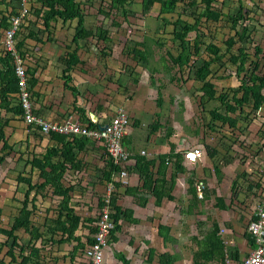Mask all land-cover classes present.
I'll list each match as a JSON object with an SVG mask.
<instances>
[{"label": "rangeland", "instance_id": "1", "mask_svg": "<svg viewBox=\"0 0 264 264\" xmlns=\"http://www.w3.org/2000/svg\"><path fill=\"white\" fill-rule=\"evenodd\" d=\"M80 1L86 11L87 26L94 27L95 29L98 26H102L107 29L109 37L106 43L98 41L95 37L80 42L81 48L78 50V54L85 61V64L77 66L73 71V81L71 84L80 88L82 94L89 92L88 95L96 105L107 107L109 104L107 100H111V106L114 107L117 104L116 102L123 101L124 104L120 109L125 110L126 108L130 115V111L135 110L134 106H136L137 109L143 112L141 118L147 121L148 125L152 120L157 118V112L159 110L165 116L169 115L170 110H172L175 120L172 123L176 126L177 122L180 123L177 126L179 130L176 131L177 145L178 143L184 145L179 152L195 149H200L202 152L201 157L197 158L195 163H191L187 158L182 157L186 172L179 174L178 178H181L180 182L183 180L185 186L187 185L188 187H190L188 178H193L194 181L197 179L199 181L202 180L204 185L207 184L205 190L206 198L199 203V206L202 205L206 218L199 225V221H197V219H200L199 216L190 217L185 215V218H183L178 213H175L177 216L172 215V223L173 220L175 222L174 230L181 238L180 243L178 241L175 243H178L177 246L185 245L187 249L185 252V261L181 264H193L195 252L199 250L196 239L201 237L203 231L211 227L212 220L207 219V215H211L213 219L217 218L218 214L215 208L217 207L216 203L219 197L224 196L227 203L233 198L231 189L232 180L238 174L240 175L239 185L236 189V192L239 193V198H236L238 199L236 201L238 204L242 203L249 207L251 204L256 203L259 197L260 188L264 184V106L256 115L251 114L249 118L247 115L241 117L238 123L239 129L230 127L228 123L224 124L221 119H218V121L212 120L209 109L214 106H219L220 103L218 101H211L206 104V108L201 106L198 101L201 95L199 88L202 84L187 76L189 72H194L195 70L191 67L189 70L184 71L185 74L183 77L187 80L185 81L184 79H180L181 71L178 68L179 66H172L168 52L177 55L182 48L180 41L175 40L173 37V25L165 23L160 17H167L170 21H173L180 15L184 20L193 22L194 18L190 14L191 12L192 15L193 13L198 14L201 12V0H195L193 4H191L193 0H187L188 3L186 5L179 2L175 12L166 15H161L160 5L151 0V8L149 10L143 9V0H134L131 14H135L129 18L131 24L125 22V18L122 15L115 17L122 24L121 26H115L113 23V17L116 11H111L109 6L110 0ZM240 1L246 9L245 11L247 13L243 11L246 13L247 18L241 19L235 29L232 27V21L229 17L235 15L242 8L240 7L241 2L238 3L237 0H218L214 6L224 14L218 21H207L203 18L200 25V29L203 31L202 40L205 45L210 43L216 44L220 46L221 52L224 53V57L212 63L210 79L216 83L219 94L227 92L228 88L231 89V93H228L230 96L233 94L234 88H237L240 84V76L236 73L235 64L229 61V55H238L240 53V47L245 49L249 54L247 63L249 66L254 65L255 61L264 57V0ZM35 3V0H30L26 4L29 12ZM36 4L40 6V3L37 2ZM2 8L5 9V6L2 5ZM100 8H103L107 13H111V16L99 12ZM26 17L24 25H28V19L35 18L31 14L28 19ZM75 25L76 22L63 23L61 20L58 21L53 28V42L40 44V42H36L30 38L27 39L26 41L29 43L30 49L29 62L33 63V65L38 64L48 70L51 69L50 77L54 79L61 71V68L64 67L61 57L67 53V45H71L73 49L76 48L75 44L72 43L73 28ZM34 28L39 30L40 38L47 39V33L41 31L43 28L41 22H37ZM179 29H181L180 26ZM0 34V39H2V32ZM188 34L187 38L193 43L196 36L195 31ZM238 34L249 35L253 41L240 40ZM230 37H234L235 43L231 50L227 51L226 41ZM134 39L137 41H143L145 39L144 41H146L147 46L151 49L149 63H137L126 54L127 48L135 44ZM158 39H161V45L156 43ZM205 45L202 46L199 54V60L201 62L205 59L209 60L211 56L206 51ZM257 46L263 50L259 55L256 54ZM110 50V55H103L104 51L110 53ZM197 57H191V62L194 60L197 61ZM155 65H158L162 70L154 74L155 84L152 85L151 70ZM168 68H171L169 70L170 72H168ZM171 75L175 76V80H170L169 77ZM165 82L169 86L158 93L157 87ZM145 83L146 85L143 86ZM140 84L142 85L141 88ZM163 91L176 98L180 95L178 96L179 100L177 98L176 103H170L168 97H166V100L162 97L163 101H158V98L163 95ZM67 92L69 93L70 91ZM146 93H148V99H146ZM139 98H142L145 103H134ZM183 101L184 103H182ZM190 101L193 103H189ZM251 108L252 103L246 105L245 114L250 113ZM221 112H225L224 107L221 108ZM234 115L231 114V116ZM106 116L104 115L103 121L101 120L104 123L107 121ZM93 119L96 118L93 117ZM141 127L144 132L147 131L144 125H141ZM5 153L9 154L7 151ZM7 157L12 162L7 161L3 165V168L0 169V206L3 209V214L0 216V227L10 226L13 218L18 214V210L22 206L21 200L24 197V190L26 189L25 184H19L16 180L13 183L11 182L9 174L13 171V166H16L15 163L17 160L10 155ZM20 166L22 167V165ZM216 166L223 172L222 180L216 174ZM171 171H173V167ZM69 175L70 172L67 171L65 176L67 177ZM168 177L169 175L167 179L170 178ZM253 180H258L260 186L255 187L250 192L248 183ZM194 185H196L195 182ZM43 193L44 196H38V211L33 215V220L39 223H42L46 216H56V209L60 201L59 197L53 195L51 189H45ZM95 193H92V197L88 195L87 199L92 202H84L85 206L81 204L85 198L77 197L78 193H74L75 200H72L71 205L77 212L82 213L83 216H85V213L92 212L94 207H96L95 217L97 218L99 215V207L94 204L95 197H97ZM90 205L93 207L92 209L89 208ZM164 205L163 202L162 206ZM179 205L186 207V200H182ZM79 206L80 209H78ZM177 208L181 209L178 206ZM196 211L195 209L194 212ZM247 212L250 214L251 210L248 209ZM158 213H162L161 216H157L159 221L163 220L167 214H163L164 211L160 209L157 211ZM178 217L181 219H174ZM177 221L180 222L177 223ZM218 221L221 224L224 222L222 216H219ZM237 221L243 223L244 219L239 218ZM228 224L231 226L233 223L230 221ZM195 226L197 227L198 233L195 232ZM123 228L124 234H121L122 241L125 244L128 242L131 245L135 244V237L132 243L129 239L134 228H139L143 231L147 230V233H153L154 230L155 234L157 233L155 223H151L149 219L142 220L140 225L125 222ZM19 233L22 237H27L22 230ZM79 235L83 236L86 234L79 233ZM5 238L4 235L0 234V242L4 241ZM244 243H246V240ZM147 245L149 248L150 243ZM66 246L63 247L59 244L46 246L42 248V252L49 257H53V253L56 252L58 254L56 257H58V260H62V264H64L65 258L68 257L66 253L70 251ZM5 251L6 249L0 254V260L4 258ZM249 251L250 248L248 247L244 254L249 253ZM63 252L65 253L63 254ZM145 252L147 254L148 249ZM64 255L66 256L64 257ZM113 260L108 254L107 261L110 264H114ZM48 262L50 263L51 260H48ZM115 263L120 264L117 259ZM66 264H69V257L66 260Z\"/></svg>", "mask_w": 264, "mask_h": 264}, {"label": "trees", "instance_id": "2", "mask_svg": "<svg viewBox=\"0 0 264 264\" xmlns=\"http://www.w3.org/2000/svg\"><path fill=\"white\" fill-rule=\"evenodd\" d=\"M30 1V0H29ZM160 5V14L166 15L174 13L179 2L186 5L187 0H151ZM218 0H201L202 10L200 13L196 14L192 12L190 16H193V22L184 20L180 15L175 18L173 21L169 20L167 17H160L165 23L173 25V37L175 40L180 41L181 51L177 55H174L171 52H168L169 59L172 62V66H179L180 79L185 77L184 71L189 70L192 67L194 72H189L188 77L196 81L201 82V87L199 88L202 94L200 95V104L203 106L212 100L220 101L221 105L213 107L210 110V115L212 120L221 119L224 124L228 123L230 127L234 129H239V119L244 115L253 114L256 115L258 111L264 106V57L259 58V60L254 62V65L247 64L249 54L245 49L239 48L240 53L238 55L231 54L228 59L230 62L234 63L236 66V73L240 76L241 83L237 88H234L233 94L230 96L231 89H227L225 93H218V89L214 80L210 79V74L212 73L211 65L213 62L217 61L224 57V53L221 52L220 46L216 44H208L202 40V33L200 25L202 19L218 21L223 12L215 8L214 4ZM35 2L40 3L38 6L36 3L32 5V10L29 15H33L34 19H28V25H24L25 18L23 19L20 26H18L15 34V48L17 52L24 58L29 52V43L27 39H32L36 42L46 43L53 42V28L58 21L63 23L67 22H76V25L73 28L74 34L72 38V43L75 44L76 48H72L71 45H67V53L61 57V61L64 65L62 78L64 79V87L70 89L74 94L75 98L79 94V90L75 85H72L73 81L72 72L77 68V66H82L85 64V61L80 58L78 50L81 48L80 42L82 40H88L91 37H95L98 41L104 43L108 42L109 33L107 29L102 26L88 27L86 24V11L80 0H35ZM195 3V0L191 4ZM2 5L5 6V9L2 8ZM134 5V0H110V9L111 11H116L113 17V23L115 26H121L122 24L115 19V17L122 15L125 18V22L131 24L130 16L132 6ZM21 0H0V32L6 30L11 26V16L19 13L21 9ZM151 8L150 0H143V9L149 10ZM244 8L235 14L231 15L229 18L232 21V27L235 29L236 25L241 19L247 18L246 13H244ZM99 12L111 16V13H107L103 8L99 9ZM134 17V16H133ZM129 19V21H127ZM37 22H41L43 28L42 32L47 33V39L44 40L42 37H39V30L35 29ZM179 26L181 29H179ZM195 31V38L193 43L190 39L187 38L188 33ZM27 32V33H26ZM1 36V34H0ZM240 40L245 39L247 41H253L249 35L238 34ZM135 40V39H134ZM145 40V39H144ZM137 41L135 44L130 46L126 50V54L131 57L134 61L138 62H147L151 56V49L147 46L146 41ZM158 39L156 43L159 45L162 44ZM1 41V39H0ZM153 41V40H152ZM235 41L234 37H230L227 41V51H230L233 47ZM1 45V43H0ZM205 45L206 51L211 55L210 59L199 60V54L202 50V46ZM194 49V50H193ZM261 47H256V54L261 53ZM111 54L107 51L103 52L104 56ZM198 56L197 61L191 62V57ZM38 69L37 67H31L28 69L29 73L32 75L29 79L31 86V99L35 95L32 88L36 85L37 79L35 78V73ZM171 68H168L170 72ZM162 69L155 65L152 67L151 74V84L154 85L155 77L154 74L159 73ZM85 71V70H82ZM170 80H175V76L171 75ZM187 81L186 79H184ZM168 83H162L157 87L158 93L162 91V88L168 87ZM18 92V80L15 73L14 67V56L11 51L3 52V49L0 47V98L6 101L8 95ZM158 101H163L162 96L158 98ZM173 99V97H172ZM108 103H112L111 100H107ZM13 103V102H8ZM184 103V102H182ZM252 103V108L250 113L245 114V106ZM100 110L102 109L101 105L97 106ZM225 108V112H221V108ZM119 107L118 109H120ZM74 109L78 112V118L84 124H88L90 127L98 126L97 123H94L90 119V114L86 112L85 108L78 106L77 103H74ZM12 112L16 115H23V108L20 101L15 100V105L10 108ZM127 112V110H124ZM128 113V112H127ZM117 114V112H115ZM231 114H235L231 116ZM158 116V113H157ZM22 118V117H21ZM254 120V119H253ZM159 120L157 118L153 122V129L159 127ZM32 134L39 136L41 139L44 137V134L39 130H34L32 126H29ZM0 140H4V150L11 152L14 150L13 145L8 144L7 138L3 131V123L0 120ZM50 135L56 141L63 144L62 147H50L44 153H42L41 162L38 163L40 167V176L44 179L42 182H33L32 176H24L18 174L17 180L19 184H25L26 190L24 192V198L21 203L22 206L18 210V214L13 218L9 227H0V234L4 235L6 238L4 241L0 242V254L6 249L4 253V258L0 260V264H49L48 260L58 262V257H49L42 252V248L46 246H53L56 244H71L72 241H77L72 249L68 251V257L71 260V264H89V259L86 257V248L89 245H92L96 239L95 234L97 231L96 224L99 219L94 217H82L77 213V211L71 205L73 199V194L79 189L80 193H84V188L76 187L73 185L65 186L62 178L64 177L68 169L81 170V162L76 158V149L82 150L85 142L90 141L82 134L75 133H59L51 131L45 136ZM8 154L5 152L3 155H0V166L2 162L7 158ZM62 157L63 159L58 158L55 161V158ZM105 167L101 170L103 180L106 182L114 181V174L119 173L120 168L116 166L112 159L106 156ZM182 153L176 150V145L171 143V148L169 153L160 155L158 159L147 160L144 156L137 157L138 161L134 167L135 171L139 173L140 185L137 187H128V184L125 186L124 193L132 195L135 197L137 203L141 206H146L148 198L145 197L144 193H150L155 197V205L161 206L163 201L166 200L173 201L175 199L173 195L174 187L177 183V178L179 174L185 173L186 168L183 165ZM71 166H70V165ZM172 165L173 171L171 172L170 178L167 179L166 173L168 172L169 166ZM156 166V173L162 175L161 178H154L153 167ZM216 168V174L220 180H222L223 172L219 167ZM133 169V170H134ZM129 171V170H128ZM132 176H127V181L130 185ZM240 175L238 174L231 183V189L233 193L232 200L227 203L226 198L219 197L217 200V207L224 209L228 212L237 211L241 204H238L236 198H239V193L236 192L237 186L239 185ZM190 187H188V192L190 194L189 205L186 209L188 214H198L199 213V203L200 199L198 198L195 190V185L193 178L187 179ZM263 185V184H262ZM50 186L54 195L61 197L60 203L56 209V216L45 217L44 221L41 223L35 222L33 220V215L38 211V195L43 196V191ZM116 186H122L121 182H116ZM260 183L258 180H253L248 183V189L250 192L253 191L255 187H259ZM34 191V193H32ZM73 193V194H72ZM117 194L111 197V202L109 206L112 209L111 216L116 222L115 228L111 232L110 244L119 241V234L122 232L123 225L125 222L131 224H139L141 220L135 216L134 210L131 208L123 207L118 204ZM235 200V203H234ZM104 203L102 198L98 202L99 214L103 211ZM91 206V205H90ZM92 208V206H91ZM197 210L194 212V210ZM232 209V210H231ZM184 212V211H183ZM3 214V209L0 206V216ZM253 218H255L253 216ZM207 219L211 218V215H207ZM215 220V219H214ZM230 222V220L228 221ZM201 221H199V224ZM85 226L89 229V232L86 235H77V231ZM242 227L243 224H240ZM171 226L160 223L158 225L157 233L162 238L163 243L173 241V236L171 235ZM23 231L26 234V238L21 236L19 233ZM248 240L251 246H254V241L250 235H248ZM133 241V240H132ZM132 241H130L132 243ZM199 250L195 252V257L193 259V264H225L226 251L227 247L225 245V240H223L220 235V225L217 220L212 222V225L209 229H206L202 232L201 237L197 238ZM159 244V241L156 242ZM49 249V248H48ZM47 249V250H48ZM230 257L234 259L240 258L239 249L233 248V251L230 253ZM66 256V255H64ZM184 257V256H183ZM183 257L180 255V251L171 252L166 250L164 252H158L155 247L148 248V256L145 259L147 264H153V261L157 258L158 264H176L179 260H182ZM117 258L121 261L122 264H131L130 259H128L123 253L117 252ZM8 260V262H6ZM106 261V255H105ZM107 264V263H106Z\"/></svg>", "mask_w": 264, "mask_h": 264}, {"label": "crops", "instance_id": "3", "mask_svg": "<svg viewBox=\"0 0 264 264\" xmlns=\"http://www.w3.org/2000/svg\"><path fill=\"white\" fill-rule=\"evenodd\" d=\"M237 1L238 3L241 2L240 0H237ZM240 4H241L240 7L244 8L243 3L241 2ZM245 10L246 9L244 8V11ZM29 54H30V50L28 54H26V56L24 57V59H27L25 61L28 63V69L31 67L38 66V69L34 75L35 78L37 79V83L32 88V90L35 92L34 93L35 95L33 96L32 101H33V105L36 108V110L39 112V114L43 115L44 117L48 119H53V120H62L68 117L69 115L73 114L76 118H78L79 116L78 112L74 109V103L76 102L78 106L80 105L81 107L85 108L88 114H91V116L95 118L98 117L103 121L104 115H107V117L113 116L116 110L124 104L123 101L116 102L117 104H115V106L113 107L111 106L112 103H109L107 107L102 106V109L100 110L97 107L98 105H96V103H93V101L91 100V97L88 95L89 92L86 94H82L81 89L78 88L77 86L76 87L79 90V94L75 98L72 91L64 87V79L62 78L64 67L61 68V71L59 72V74H57V76L53 79L52 77H50L51 76L50 74L52 72L51 69L48 70V69H45L44 67H41L38 64L33 65V63L29 62L30 60ZM31 76L32 75L30 74V78ZM145 85L146 83L143 86ZM141 86L142 85L140 84V88ZM162 90H165V88H163ZM67 91H70L71 93L70 92L68 93ZM162 93H163L162 97L165 100H166V97H168L170 100V103H176L177 98L179 100L178 96L180 95L178 94L176 98L172 95H168V93H164V91ZM200 94H202V92H200ZM15 95L16 94L8 95L6 98V101L4 102L0 98V120L3 123V131L5 134V138H7L8 140V144L14 146V150L9 152L8 155L14 157V159L17 160V162L15 163L16 166H13L14 169L9 174V178H11L12 183L15 182V180L17 181V183H19L17 180L18 174H22L24 176H32V178L39 177V173L42 172L40 170L41 166L38 165V163H40L41 162L40 160L42 159L41 154L44 153L50 147H62L63 144L56 141L54 138L50 137V135H47V136L44 135V137L41 139L36 134L35 135L32 134L30 127H28L26 123L22 120V118L20 117L21 115H16L14 112L10 110V108L15 105V100H16ZM145 96H146V99H148V93H146ZM142 98L141 99L139 98V100H135L134 103H145ZM9 101L13 103H8ZM161 103H164V102H161ZM189 103H193V102L190 101ZM171 105L172 107H174L173 104ZM134 107H135V110L130 111L132 115L131 116L132 124L129 127V131L127 132L125 136V143L131 154L130 157L132 159V163L129 167V173L132 176V178H131L130 185L128 183V187H137L141 183L139 179L140 175L134 169L136 162L138 161L137 157L141 156V151H146V154L142 156H144V158H146L147 160H150V159H158L157 158L158 156L169 153L170 148H171V143L176 145L177 151L181 150L182 146H184L180 143H178L177 145L176 131L179 130L177 126L180 123L177 122V126L172 123V121L175 122L173 118L174 112L172 110H170V114L167 116H165L159 110L157 112L158 113L157 118L159 119L160 125L157 129L155 130L153 129L151 131L149 125L147 124V121H144L141 118L143 112L137 109L136 106ZM141 125H144L147 131L144 132L142 130ZM4 145H5L4 140H0V155H3V153L5 152L3 151L5 148ZM105 154L106 152H105L103 143L98 142V141H92V140L85 142V145L82 150L76 149V155H75L77 160L81 162L80 164L82 167L81 170H78V168L77 170L68 169L67 171L70 172V175L67 177L64 175V177L62 178V181L65 186L78 185L76 187L84 188L83 190L84 193L82 194L80 193L79 189H77L76 190L77 192H75V193H78L77 197L85 198L84 200H82L83 201L81 203L82 206H85L84 202L91 201L87 199L88 195L91 196L92 193L94 194L95 192H96L95 194H97V197H95L94 204L97 206L100 198H102V194H104L105 192L107 182L102 179L103 176L101 172V170L105 167V163L107 159ZM58 158L63 159L62 157H57L55 158V161L58 160ZM7 161H11V159L7 157L2 162L0 169L3 168V165L6 164ZM20 165H22V167ZM171 169H172V166L170 165L168 168V172L166 173V175L167 176L169 175V177L172 172ZM153 171H154L153 172L154 178L162 177V175L156 173V166L153 167ZM180 179L181 178H177V183L172 192L175 199L171 202L169 201V203L166 200H164L163 201L165 204L164 206H162L163 203L161 206L155 205V197L148 192L143 194L145 197L148 198V202L146 206H141L137 203L134 196L124 193V189H125L124 186L117 187L115 193L117 194V197H119L118 199L119 205L133 209L135 216L138 217L141 221L147 220V219L151 220V223L152 222L155 223L156 228L158 227L160 223L170 225L172 228L171 235L173 236V241L168 242L165 246L162 238L159 236L158 233L155 234L154 230H153V233H147L146 232L147 230L143 231L139 228H134L132 229L133 231H132V234H130L129 239L130 241L132 240L134 241V237H135V244L131 245L128 242L125 244L122 241V235H121V234H124V231H123L124 228H123L119 236V241L110 244L111 248L109 250V255L111 256V258L114 259L113 260L114 264H116L115 263L116 259L119 261L120 264H122L121 261L117 258V252L123 253L128 259H130L131 264H146L145 259L147 258L148 255L146 254L145 250L148 249V245H147L148 243H150L151 247H155L158 252H164L166 250H169L171 252L180 251V255L183 254L184 257L182 260L178 261V264H181L185 261V252L187 249L185 248V245L177 246V244L180 243L181 238L177 235L176 231L174 230L175 222L173 220V223H172V219H173L172 215L177 216L175 213H178L179 216H183V218H185V215L190 216V217L199 216L200 219H197V221H201V223L206 218V215L202 209V205L199 206L198 214L193 215V214H188L185 212L189 205L190 194L187 190L188 186L187 185L185 186L183 180L182 182H180ZM90 189L92 192L90 191ZM56 197H59V196H56ZM59 198L61 200V197ZM72 200H75L74 196ZM182 200H186V204H187L186 207H184L183 205L181 206L179 205L181 204ZM177 206L180 207L181 209L177 208ZM89 208L92 209L93 207L91 208L90 206ZM95 208L96 207H94L92 212L85 213V216H83L82 213L80 212H77V213L81 215L82 217L96 218ZM78 209H80V206L78 207ZM159 209L164 211L163 214L167 213L165 215L166 217L161 221H159L157 217V216L162 215V213L157 214V211ZM215 210L218 214L217 220L219 216H222L223 218L224 222H222V224L220 223V225L227 227V231L223 235L225 242L227 241V243L230 246H232V248L239 249L240 254L242 255V253H244L245 250L248 248V244L244 243L246 239L242 236L243 233L240 234L239 232L233 231L232 227L229 226L228 221L229 220L232 221L235 228L240 229L242 232L244 225L247 222V218L235 211L228 212L220 208H215ZM56 214H57V211H56ZM239 218L244 219L242 227L240 226V223L237 221V219ZM174 219H181V218L178 217ZM179 222L180 221H177V223ZM201 223L199 225H201ZM82 230H87V231H82ZM197 231H198L197 227L195 226V232L198 233ZM88 232H89V229H87L85 226H81V228L76 233L77 235H79V233L87 234ZM144 234L145 235L148 234V235L145 236ZM77 241H72L71 244L64 243V244H59V245L63 247L67 245L66 247H68L69 249H72L73 245ZM158 241H159V244H156V242ZM177 241L178 243H175ZM177 247L178 249H176ZM64 253L65 252H63V254ZM57 255L58 254L56 252L53 253V256L56 257ZM67 259L68 257L65 258L64 264H66ZM157 262L158 260L156 258L153 261V264H158ZM49 264H56V262L52 260V262H50ZM57 264H62V260H58ZM69 264H71L70 258H69ZM108 264H110L109 261H108Z\"/></svg>", "mask_w": 264, "mask_h": 264}, {"label": "built area", "instance_id": "4", "mask_svg": "<svg viewBox=\"0 0 264 264\" xmlns=\"http://www.w3.org/2000/svg\"><path fill=\"white\" fill-rule=\"evenodd\" d=\"M28 2L29 0H21L23 7H21L18 14L11 16V26L3 31L1 39L3 51H11L14 56V67L20 87L19 99L24 109L23 119L25 123L29 126H40L44 133L55 131L65 134H82L90 141L101 142L104 145L105 155L110 157L113 163L120 168L119 173L115 174V181H109L105 188L103 211L99 214L96 224V241L85 250L86 257L90 261L89 264H103L104 254L108 249V240L111 237L112 230L116 226V222L111 216L112 209L109 206V202H111V197L115 195L117 189L115 185L116 181H121L124 185L128 184L126 178L129 175L128 170L132 163L131 154L124 142V136L128 132L130 119L126 112L119 109L117 114L107 122L106 126L101 125L102 121L96 118L93 119V122L97 123L98 126L90 127L88 124L75 119L72 114L58 121L43 118V116L35 113L28 89L26 62L15 48L17 28L29 14V9L26 6ZM200 154L201 151L195 150L194 155L199 156ZM189 155L192 156L191 153ZM205 187L206 185H204L202 180L197 181L196 190L199 198L204 197ZM257 213L260 215L259 221L252 222L249 227V230L254 235L256 246L251 249L249 255L242 261V264H264V188L259 196Z\"/></svg>", "mask_w": 264, "mask_h": 264}, {"label": "clouds", "instance_id": "5", "mask_svg": "<svg viewBox=\"0 0 264 264\" xmlns=\"http://www.w3.org/2000/svg\"><path fill=\"white\" fill-rule=\"evenodd\" d=\"M13 16V15H12ZM0 43H1V45H0V47L3 49V47H2V42L0 41ZM3 52H6V51H3ZM24 59V58H23ZM25 60V59H24ZM26 62V61H25ZM26 66H27V73H28V89H29V92H31V86H30V83H29V79H30V73H29V71H28V63L26 62ZM16 73V72H15ZM16 77H17V75H16ZM17 80H18V78H17ZM240 83H241V81H240ZM19 93H20V87H19V85H18V92H16V93H12V94H16L15 96H16V100L18 101H20V99H19ZM199 99H200V97H199ZM30 100H31V103H32V105H33V101H32V99H31V93H30ZM212 101H218V100H212ZM184 102V101H183ZM209 102H211V101H209ZM208 102V103H209ZM219 103H220V101H218ZM20 103H21V101H20ZM198 103H200V100L198 101ZM207 104V103H206ZM206 104L203 106L202 104H201V106H203L204 108H206ZM22 105V104H21ZM221 105V103L219 104V106ZM214 107H217V106H214ZM23 108V107H22ZM33 108H34V111H35V113L36 114H38V115H40V116H43V115H41V114H39V112L36 110V108L34 107V105H33ZM213 108V107H212ZM211 108V109H212ZM211 109H209V112H210V110ZM119 109H117L116 110V112L118 111ZM124 111V110H123ZM125 112V111H124ZM127 113V112H126ZM224 113V112H223ZM23 114H24V109H23ZM73 115V114H72ZM116 114H114L113 116H115ZM127 115H128V117H129V119H130V125H129V127L131 126V124H132V117H131V115L129 114V113H127ZM113 116H111V117H107L106 116V118H107V121H106V123H104V122H102V123H100L101 125H107V122L113 117ZM20 117H22V120L24 121V119H23V115H21ZM73 117H74V115H73ZM90 119H91V121L93 122V116H91V114H90ZM174 117V116H173ZM43 118H46V117H44L43 116ZM48 119V118H47ZM99 120H101L100 118H98ZM156 119V118H155ZM154 119V120H155ZM49 120H53V119H49ZM154 120H152V122L149 124V127H150V130L152 131L153 130V122H154ZM157 120H159L158 118H157ZM59 121V120H58ZM25 122V121H24ZM27 125V124H26ZM160 125V124H159ZM28 127H29V125H27ZM31 126V125H30ZM129 127H128V131H129ZM32 128L34 129V130H36V129H39L41 132H42V130H41V127L39 126V127H34V126H32ZM31 130V129H30ZM44 135H46V134H48V133H44V132H42ZM50 133V132H49ZM126 136V135H125ZM125 136H124V142H125ZM125 145H126V143H125ZM195 150H199V151H201L200 149H195ZM195 150H185V152L183 151V152H181L182 153V155H183V157H185V158H187L191 163H195L196 161H197V158H199V157H201V154L199 155V156H196V155H194V152H195ZM144 152V153H143ZM192 154V156H190L189 154ZM202 153V152H201ZM146 154V151H141V155H145ZM131 158V157H130ZM172 166V165H171ZM114 177H116L115 176V174H114ZM114 177H113V179H114ZM40 179H41V181H40ZM44 179L40 176V173H39V177H37V179H35V178H33V182L34 183H36V182H42ZM115 181V180H114ZM197 181H199L198 179H197ZM116 182H121V181H116ZM116 182H115V185H116ZM108 183V182H107ZM197 183V182H196ZM121 184H122V186H126V185H124L122 182H121ZM107 185V184H106ZM27 187V186H26ZM117 187V186H116ZM206 187H207V184H206ZM206 187H205V190H206ZM47 188H49V189H51L52 190V188H50V186H48ZM263 188H264V184L262 185V187L260 188V191H259V196H260V194H261V191L263 190ZM188 190V189H187ZM195 190H196V185H195ZM32 193H34V191L32 192ZM196 194H197V196H198V193H197V190H196ZM40 195V194H39ZM38 195V196H39ZM42 195H44V193L42 194ZM103 197H104V194H102V202H103ZM221 197H223V198H225L224 196H221ZM198 198H199V196H198ZM206 198V194H205V192H204V197L203 198H199L200 200H203V199H205ZM238 200V199H237ZM227 201V200H226ZM258 202H259V197H258V199H257V201H256V203H254V204H251L249 207H247L245 204H242L241 203V206L239 207V209H237V211H235V212H237V213H239V214H241L242 216H245L246 218H247V222H246V224L244 225V228H243V230H242V232H241V230L240 229H237V228H235V226H234V224H232L230 227H232V229H233V231H236V232H239L240 234H242V236L246 239V243L248 244V247L250 248V251H251V249H253L255 246H256V244H255V238H254V235L252 234V232L249 230V227H250V224L252 223V222H254V221H259V219H260V215L257 213V204H258ZM202 203V202H201ZM216 208H218V207H216ZM249 209V210H251V213L250 214H248V212H247V210ZM232 210V209H231ZM253 216L255 217V218H253ZM215 220H217V218L215 219ZM214 219H212V222L213 221H215ZM218 221V220H217ZM212 222H211V225H212ZM219 222V221H218ZM240 223V222H239ZM240 224H243V223H240ZM219 225H220V222H219ZM157 229H158V227H157ZM226 231H227V227H225V226H221L220 225V235L222 236V238H223V240H224V237H223V235L226 233ZM232 231V232H233ZM246 233L248 234V235H250L251 236V238L253 239V241H254V246H251L250 245V242H249V240H248V236L246 235ZM110 238H109V240H108V249L105 251V254H104V263L103 264H108V261H107V256H108V254H109V250H110ZM225 245H226V247H227V251H226V254H227V256H226V259H225V264H242V261L247 257V255H249V253H250V251H249V253H247V254H244V253H242V255L240 254V258L239 259H234L233 257H230V253H231V251H233V248H232V246H230L228 243H227V241L225 242ZM151 247V246H150ZM105 255H106V261H105ZM147 255H148V252H147ZM181 257H183V254L181 255ZM176 264H178V262L176 263Z\"/></svg>", "mask_w": 264, "mask_h": 264}]
</instances>
